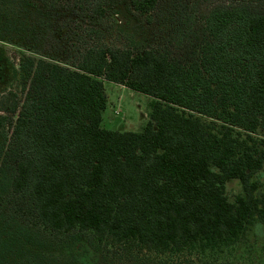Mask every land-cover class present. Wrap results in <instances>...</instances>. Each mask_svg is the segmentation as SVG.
Listing matches in <instances>:
<instances>
[{
	"label": "trees",
	"instance_id": "1",
	"mask_svg": "<svg viewBox=\"0 0 264 264\" xmlns=\"http://www.w3.org/2000/svg\"><path fill=\"white\" fill-rule=\"evenodd\" d=\"M4 1L29 55L0 93V264H72L45 247L84 235L124 260L199 264L264 227V0H218L177 52L107 44L119 0ZM127 2L150 23L159 0ZM104 81L150 98L141 132L102 127Z\"/></svg>",
	"mask_w": 264,
	"mask_h": 264
},
{
	"label": "rangeland",
	"instance_id": "2",
	"mask_svg": "<svg viewBox=\"0 0 264 264\" xmlns=\"http://www.w3.org/2000/svg\"><path fill=\"white\" fill-rule=\"evenodd\" d=\"M218 0H159L158 7L153 13L150 23L145 19L133 16L128 10L127 0H119L115 12L102 28L104 41L113 46L124 45L132 39L140 44L167 46L171 42L177 52L180 41L179 30H187L200 24L202 15L209 6ZM10 4L0 0V93L7 89L16 90V80L12 66L16 68L22 56L29 55V38L7 25L6 20L11 13ZM3 13V14H1ZM2 15V16H1ZM52 42L68 48L77 42L73 36L58 38L55 35ZM48 57V55H45ZM53 60L63 62L64 54H52ZM106 96V108L102 113V127L106 130L118 132H141L149 120L150 98L142 94L131 92L123 86L103 82ZM255 179L264 190V175L255 174ZM225 193L229 202L242 195L239 181L226 182ZM89 235L80 238L65 236L57 246H46L49 253L58 254L70 260L72 264H142L133 260H124L112 251H105L97 246ZM264 264V227L256 224L250 227L244 236L232 248L219 256L209 257L199 264Z\"/></svg>",
	"mask_w": 264,
	"mask_h": 264
},
{
	"label": "crops",
	"instance_id": "3",
	"mask_svg": "<svg viewBox=\"0 0 264 264\" xmlns=\"http://www.w3.org/2000/svg\"><path fill=\"white\" fill-rule=\"evenodd\" d=\"M103 120V119H102Z\"/></svg>",
	"mask_w": 264,
	"mask_h": 264
}]
</instances>
